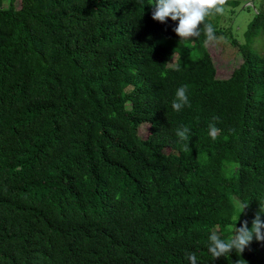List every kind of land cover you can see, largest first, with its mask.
I'll use <instances>...</instances> for the list:
<instances>
[{"label": "trees", "instance_id": "1", "mask_svg": "<svg viewBox=\"0 0 264 264\" xmlns=\"http://www.w3.org/2000/svg\"><path fill=\"white\" fill-rule=\"evenodd\" d=\"M154 3L0 0V264H264L255 239L208 251L264 205V9L243 41L240 0L207 18L243 59L219 78L203 27L181 42Z\"/></svg>", "mask_w": 264, "mask_h": 264}, {"label": "clouds", "instance_id": "2", "mask_svg": "<svg viewBox=\"0 0 264 264\" xmlns=\"http://www.w3.org/2000/svg\"><path fill=\"white\" fill-rule=\"evenodd\" d=\"M226 2L227 0H155L152 19L162 24H166L169 18L174 22L178 21V25L172 30L181 38V42L194 37L198 38L201 35V27H203L206 36L205 42L207 43L217 39L213 25L206 22L207 18L213 14L223 13ZM187 89L188 85H183L177 89L175 99L172 102V108L175 111H180L185 106H191ZM217 121H219V117L213 116L209 123L208 134L213 140L217 139L221 131L216 127ZM190 131L188 126L183 125L175 131L184 151L188 150V145L183 144V142L188 140ZM233 205L235 209L241 210L238 217L239 222L241 214L249 207V203L234 197ZM261 214H264V205L260 204V210L253 218L251 228L248 226V221L244 220L242 226H235L232 235L227 239H223L221 234L214 230L209 236L208 247L212 257L216 260L220 257H226L233 251L242 255L254 239L264 242V220L261 219ZM186 258L190 264H197V256L194 252L186 253Z\"/></svg>", "mask_w": 264, "mask_h": 264}, {"label": "rangeland", "instance_id": "3", "mask_svg": "<svg viewBox=\"0 0 264 264\" xmlns=\"http://www.w3.org/2000/svg\"><path fill=\"white\" fill-rule=\"evenodd\" d=\"M241 6L234 13H226L223 15L221 22L226 27H231L232 35L237 36L239 41L245 39L244 33L247 29L248 21L253 17L255 11L264 9V0H240ZM262 31L259 32L261 34ZM231 35V36H232ZM227 35H218L219 41H209L206 43V47L211 53L214 63L217 67V77L227 78L231 75L235 68L239 67L242 63V55L238 49V46L234 45L231 41V37ZM260 38V37H259ZM147 125L142 128V133L145 135Z\"/></svg>", "mask_w": 264, "mask_h": 264}]
</instances>
